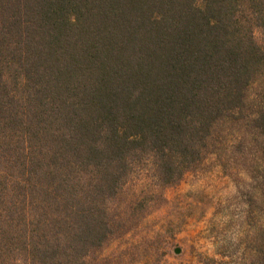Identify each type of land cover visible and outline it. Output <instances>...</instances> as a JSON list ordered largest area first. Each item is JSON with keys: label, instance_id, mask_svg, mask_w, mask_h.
Segmentation results:
<instances>
[{"label": "trees", "instance_id": "obj_1", "mask_svg": "<svg viewBox=\"0 0 264 264\" xmlns=\"http://www.w3.org/2000/svg\"><path fill=\"white\" fill-rule=\"evenodd\" d=\"M208 155L264 260V0H0V264H92Z\"/></svg>", "mask_w": 264, "mask_h": 264}, {"label": "rangeland", "instance_id": "obj_2", "mask_svg": "<svg viewBox=\"0 0 264 264\" xmlns=\"http://www.w3.org/2000/svg\"><path fill=\"white\" fill-rule=\"evenodd\" d=\"M231 173L208 155L164 189L166 203L152 209L142 227L110 240L91 263L262 264L253 257L254 243L245 241L259 201L249 205L253 191L238 189Z\"/></svg>", "mask_w": 264, "mask_h": 264}, {"label": "water", "instance_id": "obj_3", "mask_svg": "<svg viewBox=\"0 0 264 264\" xmlns=\"http://www.w3.org/2000/svg\"><path fill=\"white\" fill-rule=\"evenodd\" d=\"M175 251H176V252H178V251H179V249H175Z\"/></svg>", "mask_w": 264, "mask_h": 264}]
</instances>
